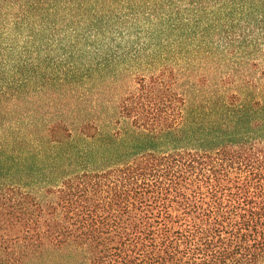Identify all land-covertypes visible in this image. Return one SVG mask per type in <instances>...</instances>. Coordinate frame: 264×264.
Wrapping results in <instances>:
<instances>
[{"label":"trees","instance_id":"16d2710c","mask_svg":"<svg viewBox=\"0 0 264 264\" xmlns=\"http://www.w3.org/2000/svg\"><path fill=\"white\" fill-rule=\"evenodd\" d=\"M0 264H264V0H0Z\"/></svg>","mask_w":264,"mask_h":264}]
</instances>
